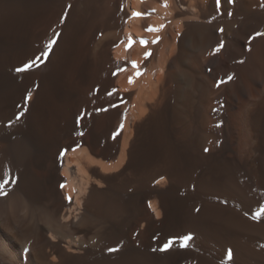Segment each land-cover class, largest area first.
Returning a JSON list of instances; mask_svg holds the SVG:
<instances>
[{"label": "bare ground", "instance_id": "bare-ground-1", "mask_svg": "<svg viewBox=\"0 0 264 264\" xmlns=\"http://www.w3.org/2000/svg\"><path fill=\"white\" fill-rule=\"evenodd\" d=\"M257 32L264 0H0V264H264Z\"/></svg>", "mask_w": 264, "mask_h": 264}, {"label": "snow or ice", "instance_id": "snow-or-ice-1", "mask_svg": "<svg viewBox=\"0 0 264 264\" xmlns=\"http://www.w3.org/2000/svg\"><path fill=\"white\" fill-rule=\"evenodd\" d=\"M229 3H233L234 0H228ZM216 3L217 5L220 4V0H216ZM165 7H167V3L164 4ZM133 16L135 17H139L141 16L142 14L140 12H134L132 14ZM229 15H231V13H229ZM160 27H163V25H161ZM160 29L159 28H155V27H152V26H148V28L146 29V31H159ZM220 31L222 32L223 29H220ZM58 35V34H57ZM256 36H264V32H257L255 33V36L252 37L253 39L256 37ZM157 40H159V37L157 38ZM157 41H153V43H155ZM55 43V40H52L48 43L47 45V48L50 50L52 45ZM147 41L145 40H141V44L144 45L146 44ZM132 45V41H131V38L129 39V44L126 45V48H130ZM223 41L220 42V44L217 45V47L215 48V52H219L222 48H223ZM250 50V49H249ZM42 56L44 57H47L48 55V51H45L41 54ZM150 53H145V57L149 56ZM40 58L37 57V60H39ZM241 63H243V61H240ZM36 61H32L30 64L28 65H25V69L27 68H30L33 64H35ZM132 67L133 68H137V64L135 61H132ZM24 69H17V71H23ZM125 69H121V71H123ZM141 73L139 71H137L136 75H140ZM233 77L231 75L228 76V80H231ZM132 82V78L129 77V83ZM224 81H221V83H223ZM219 86V84H217V87ZM31 97V93L29 92L28 94V99H30ZM101 110H104V109H101ZM20 115H23V113H21ZM17 119H19V116H17ZM122 127V125H121ZM115 136V134H114ZM205 151H207V149H205ZM3 179L0 180V195H7V192L5 191V186L7 184H9V182H11L12 184H15L16 183V180L14 178H11L10 176V172L8 170H6L4 173H3ZM66 185L64 184H61L60 187L61 188H64ZM67 199H69V201H71V197H68ZM151 206V205H149ZM247 215V214H246ZM261 217H264V205H260L259 208L257 210H255L253 212V214L250 216V219L252 220H256V221H259L261 219ZM181 243H180V247L181 248H187L188 247V242L192 239L191 235H185L181 238H179ZM174 244V241L169 239L167 242L163 243V245L159 248V249H152V251H160V252H165V251H168ZM109 252H118L120 251V248L119 247H112V248H109L108 249ZM228 256L229 258H231V251H229L228 253Z\"/></svg>", "mask_w": 264, "mask_h": 264}]
</instances>
